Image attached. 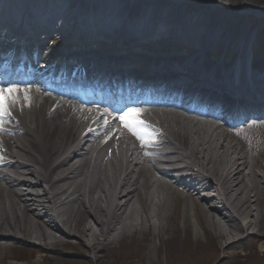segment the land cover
Here are the masks:
<instances>
[{
	"label": "bare ground",
	"instance_id": "obj_1",
	"mask_svg": "<svg viewBox=\"0 0 264 264\" xmlns=\"http://www.w3.org/2000/svg\"><path fill=\"white\" fill-rule=\"evenodd\" d=\"M187 2L264 11V0H0V71L17 80L15 86L0 88L22 90L0 128V264H22L10 261L15 245L30 247L35 264L70 244L100 259L101 250L124 239L138 244L137 233L146 240L151 232L159 236L160 218L169 215L174 222L181 217L184 228L194 218L213 239L211 226L219 243L230 244L235 232H244L264 246V233L253 230L263 216L264 150L252 155V163L246 151L250 134L264 133V109L254 100L264 96V56L249 45L248 32L225 28L232 55L215 58L205 47L223 32L216 33L218 21L212 16L218 15L195 7L185 11L181 5ZM128 20L142 40L118 38L108 44L106 28L120 22L118 29ZM183 35L186 47L181 53L171 50L183 44ZM155 36L167 40L160 49L168 51L166 56L144 49L157 43ZM249 55L256 69L247 78L263 86L259 93L230 80L236 68L239 78L246 77ZM89 69L101 72L97 76L106 81L101 90L112 79L117 85L106 91L132 93L135 100L114 116L108 106L67 97L76 87L85 94L93 90L95 82L81 76ZM52 75L65 82L53 87ZM236 89L246 91V103L225 99ZM146 92L152 93L150 99ZM178 98L205 100L206 105H183ZM225 107L241 114L228 115ZM129 109L143 113L161 144L142 147L121 127L115 117ZM164 146L169 153H161ZM193 163L204 170L201 177L173 176V170L189 171ZM230 257L232 264H244L238 252ZM147 261L159 264V258L148 256Z\"/></svg>",
	"mask_w": 264,
	"mask_h": 264
},
{
	"label": "rangeland",
	"instance_id": "obj_2",
	"mask_svg": "<svg viewBox=\"0 0 264 264\" xmlns=\"http://www.w3.org/2000/svg\"><path fill=\"white\" fill-rule=\"evenodd\" d=\"M132 0H125V3H129ZM185 11L187 8H193L194 6L183 3L182 5ZM199 6V5H198ZM216 4H210L206 7L210 11L209 14L214 15L218 13L217 19L213 17V20L218 21L215 25L216 33H221V30H217L218 25H222V34L220 38V48L225 47L227 35L225 32L239 33L241 30L247 31L250 35L256 30L262 37V47L264 48V22L257 21L253 16L248 17L239 15L241 18H235L238 16L237 11L233 13V10L226 11L223 8L220 10L215 7ZM201 7V6H199ZM215 7V8H214ZM196 8V7H195ZM205 11L204 9H199ZM214 12H213V11ZM218 10V11H217ZM258 9L247 10L253 15L263 16L264 14L257 13ZM217 11V12H216ZM223 13V14H222ZM222 14V15H219ZM217 15V14H216ZM222 16V17H221ZM253 17V18H252ZM260 20V19H259ZM256 21V22H255ZM258 28H257V27ZM250 27V28H249ZM256 27V29L254 28ZM227 28V29H225ZM225 29V32H224ZM261 145H257L253 151L254 154L258 155L261 149ZM264 165V161H261ZM44 184L42 183V187ZM42 189V188H41ZM41 189L37 191L42 192ZM160 226L163 228L162 232L158 235H151L152 232L147 236L149 239H145L141 233L136 234V238L139 240L138 244L129 243L130 238L124 239L118 245L111 249H103L100 252V259L93 257V251L85 252L84 249H79L73 244L65 245V252H62V246H59L54 254H48L49 257L44 258L41 264H150L147 261L149 256L151 261H156L159 258V264H232V258L230 254L238 252L241 255V261L244 264H264V246L260 244V241L256 240V237L249 235L245 239L238 241L236 244L227 246L225 250L222 246H226L225 241L219 243L216 230L209 227L212 232L213 239H210L206 232L204 233L200 226L197 224L195 219H192L191 227L184 228L182 226L181 217L174 222L173 218L167 217L164 219L163 216L160 218ZM228 230V229H227ZM253 230H259L264 233V207L262 221L258 227H254ZM232 232V231H231ZM234 238L244 237L245 234L235 232ZM59 235V233H57ZM233 238V237H232ZM231 236L227 240L232 239ZM72 243L76 240L72 239ZM158 248V255L155 251ZM46 253L45 249H43ZM64 251V250H63ZM12 256H14L13 262L22 264H35L34 251L30 247L23 245L13 247L10 250ZM64 253L63 255H60ZM53 256V259L51 258ZM139 259V261H137ZM141 262V263H140Z\"/></svg>",
	"mask_w": 264,
	"mask_h": 264
},
{
	"label": "snow or ice",
	"instance_id": "obj_3",
	"mask_svg": "<svg viewBox=\"0 0 264 264\" xmlns=\"http://www.w3.org/2000/svg\"><path fill=\"white\" fill-rule=\"evenodd\" d=\"M16 88H0V128L3 123L12 115L11 109L16 107L20 100ZM25 101L29 98L24 97ZM143 113L129 109L115 117L120 125L131 136H133L142 147H152L155 144V135L151 126L142 119ZM110 121H105V126H109Z\"/></svg>",
	"mask_w": 264,
	"mask_h": 264
}]
</instances>
